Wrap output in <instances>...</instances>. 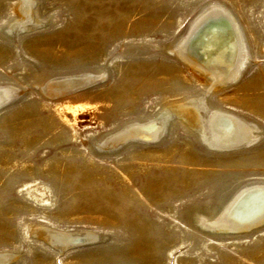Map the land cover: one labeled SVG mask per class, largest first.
<instances>
[{"label": "rangeland", "instance_id": "rangeland-1", "mask_svg": "<svg viewBox=\"0 0 264 264\" xmlns=\"http://www.w3.org/2000/svg\"><path fill=\"white\" fill-rule=\"evenodd\" d=\"M215 3L249 55L221 83L175 50ZM24 16L41 24L13 41L1 27ZM68 76L83 80L54 89ZM0 87L18 92L0 106V264H264V217L216 223L264 183V0H0ZM199 97L252 125L253 143L212 149L174 115L156 143L98 148ZM81 233L104 239L49 236Z\"/></svg>", "mask_w": 264, "mask_h": 264}, {"label": "bare ground", "instance_id": "bare-ground-1", "mask_svg": "<svg viewBox=\"0 0 264 264\" xmlns=\"http://www.w3.org/2000/svg\"><path fill=\"white\" fill-rule=\"evenodd\" d=\"M23 1L25 2V0ZM20 10L28 17H34L33 6H26L25 3H22L20 4ZM228 13L229 9L225 8L221 4L215 3L213 8H210L199 14L191 22L187 28L186 34L179 42L178 47H175V50L176 52L178 51L179 56L184 58L185 62L191 66L192 70L198 75L200 79L205 78L202 74L204 72L212 77L215 81H220V83L227 77H237L240 68L243 67L242 65H244L243 62L246 61V40L245 36L242 34L244 32L240 27L239 31L241 33L239 35V32H237L239 28H236L237 18L234 15L230 16L231 14ZM26 18L27 17L24 16L19 20L11 22L7 26L1 27L2 32L6 33V35L11 40L18 41L17 38L20 36L21 31H23L21 29L28 28L32 30L33 28L39 26L40 22L38 20L34 19V24H30L29 21H25ZM194 65L199 66L204 72L199 73L200 71H197ZM73 77L77 76L59 78L55 81L56 83L54 84V89L63 90L67 88H73L74 86L80 84L83 80ZM83 77L95 82L99 78L96 76ZM222 84L224 85L223 82ZM17 93V90L11 87H0V106L14 99ZM207 101L208 100L205 98L199 97L194 99L190 105H179L175 108H167L155 116L151 121H133V123H127L121 128L122 130L120 132L116 134L113 133L112 137L109 138L107 143L106 141H99L100 143H97L99 145L98 148L101 150L106 147L109 149L114 147H124L127 143L134 141L156 143L167 133L169 123L171 122L170 119L174 115H176V117H181L182 119L186 120L189 125L194 127V130L198 132L202 142L207 143V145L212 147V149L225 150L226 148H233L234 146L242 147L241 145H247L249 142L253 143L255 137L249 136L248 132L249 128L254 129L252 125L248 126L246 123L247 121L245 122L243 119L236 116V114L233 115L223 111L219 112V109L217 110L218 112L212 113L208 107ZM258 132H261V129L260 131L258 130ZM257 135L258 134H256V136ZM262 217H264V183L257 182L256 184H251V186L238 193L234 200L226 207L223 215L221 218H219V220L216 221V223L218 226L221 225V227H225V230H227V228L230 226H240L243 222H254ZM206 219L208 220L209 218ZM49 236H51V239L54 240L53 243L57 247H59V243L61 244L66 239L68 241L72 240L75 242L80 238H94L96 241L104 239L102 235L95 233H81L79 235L66 238H63L62 235L57 234H51Z\"/></svg>", "mask_w": 264, "mask_h": 264}]
</instances>
